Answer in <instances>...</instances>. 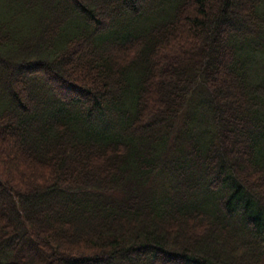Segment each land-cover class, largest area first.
<instances>
[{
    "label": "trees",
    "instance_id": "obj_1",
    "mask_svg": "<svg viewBox=\"0 0 264 264\" xmlns=\"http://www.w3.org/2000/svg\"><path fill=\"white\" fill-rule=\"evenodd\" d=\"M0 264H264V0H0Z\"/></svg>",
    "mask_w": 264,
    "mask_h": 264
}]
</instances>
